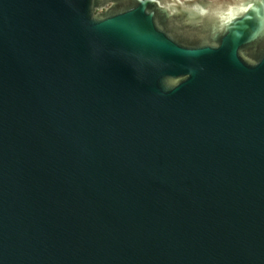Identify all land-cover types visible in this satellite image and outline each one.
I'll return each instance as SVG.
<instances>
[{"label": "water", "instance_id": "water-1", "mask_svg": "<svg viewBox=\"0 0 264 264\" xmlns=\"http://www.w3.org/2000/svg\"><path fill=\"white\" fill-rule=\"evenodd\" d=\"M0 264H264V0H0Z\"/></svg>", "mask_w": 264, "mask_h": 264}]
</instances>
